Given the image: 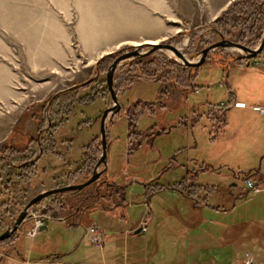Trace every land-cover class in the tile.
<instances>
[{
  "label": "rangeland",
  "instance_id": "374dc122",
  "mask_svg": "<svg viewBox=\"0 0 264 264\" xmlns=\"http://www.w3.org/2000/svg\"><path fill=\"white\" fill-rule=\"evenodd\" d=\"M263 32L264 0H0V234L35 195L81 184L93 174L102 152L100 118L113 105L106 74L117 56L150 41L171 44L195 62L204 48L222 38L238 43L243 35L244 46L255 48ZM148 50L143 45L139 52ZM110 53L113 57L107 58ZM245 55L230 47L211 50L196 71V87L190 68L169 50L121 61L112 76L120 108L105 119L107 154L105 164L96 168L99 178L80 191L49 195L31 206L13 236L0 241L1 263H8L5 256L17 248L34 245L31 260L24 262L52 261L59 254L63 263H141L147 256L154 264H206L203 259L216 255L215 250L202 252L207 239L200 236L201 229L191 231L176 218L160 222L154 217L147 227L145 218L138 226L144 222L147 232L119 231L147 212L149 203L143 202L151 199V210L160 211L163 203L151 190L174 160L215 161L214 173L236 192L245 188V173H264V48L248 61ZM235 100L243 103L233 105ZM193 138L198 150L190 147ZM231 169L241 173L234 178ZM182 172L176 170L170 179ZM104 180L122 192L125 188L131 202L110 215L97 211L115 206L123 194H110L115 189L108 192L100 184ZM97 184L100 193L82 201ZM91 209L96 211L88 217ZM238 212L243 222L250 217L245 206ZM41 217H74V223L79 218L84 223L68 231L47 221V230L30 237ZM206 217L223 221L211 211ZM111 223L114 231H106L110 239L105 243L97 226ZM242 231L243 239L257 235L261 252V225ZM44 246L46 251L38 252ZM218 249V254L233 252L227 246ZM247 249L249 244L236 251L243 258L240 264L248 256L252 264H264Z\"/></svg>",
  "mask_w": 264,
  "mask_h": 264
},
{
  "label": "crops",
  "instance_id": "0c3cea01",
  "mask_svg": "<svg viewBox=\"0 0 264 264\" xmlns=\"http://www.w3.org/2000/svg\"><path fill=\"white\" fill-rule=\"evenodd\" d=\"M238 67L241 68L242 66L239 65ZM239 71H241V73H245L243 70L239 69ZM240 102L242 101L235 100L233 105L236 104L239 105L238 103ZM217 132L219 131H216V134ZM190 147L193 150H198V145L194 140V138H193V143ZM187 153L188 151H186V154ZM176 162L177 161L174 160L172 165L168 163V166L162 171L160 176L154 182L159 187L155 185L156 188L153 189L154 191L152 193V196L154 195L158 199L160 197L161 202L163 203V205L159 204L158 208H160V211L158 212V209L156 211L151 210V208L149 207L151 203V199L148 202H143V204L149 203V205H147V212L143 214L141 217L142 220L140 218L138 222L132 225V227L128 229H124L123 231L121 230L119 232H123V234H129V231L131 229L140 228L138 224H140L141 221L145 220V218L147 219V225H146L147 227L154 217L160 222L164 218L173 217L178 219L179 222L184 224L185 228L191 231L196 229H201L203 234L200 236L206 238L207 242H209L207 243L205 241L206 243L205 242L204 244L201 243L200 246L202 248V252L203 250L206 252L215 250V254H216V255L208 256L207 258L203 259V260H208L206 264H219L220 261L224 262L225 264H231L232 262H239L238 264H240L243 258L241 254L237 256L236 251L238 252L242 251L241 250L242 247L246 244H249L250 249H247L245 252L249 253L255 261H259L262 263L264 259V173L260 174V172L259 173L255 172V175H252L251 171L245 173V174H249L246 177V179H250L255 182L256 191H252V190L250 191L245 187L240 192H236L232 188V186L234 185L232 184H230L229 186L225 185L220 175H216L214 173L215 169H217L218 167L215 161H209V160L207 161V159L204 157L189 158L188 156H186L182 158L181 162H177V163ZM261 163L262 160L260 157L259 165ZM191 165H193L197 169H195L194 167L192 169L191 168L189 169ZM208 166H210L211 169L207 168ZM178 169L184 170V172L180 174L177 180H171L170 175L174 174ZM231 172L234 178L238 177L239 174L241 173V171H234V170H232ZM180 179H184L185 182L184 185L187 188V190L185 191L186 193H184V191L182 190L183 185L181 184L177 185ZM125 195L126 194L124 188L123 195L120 198L121 200H119L120 201L119 203H117L115 206L110 207L109 209H103L97 212L102 211L103 213L110 215L118 211V209H120L119 207L127 206L131 202L126 201ZM116 199H119V197H117ZM173 199L177 201H182V204L184 205L178 206L176 203H174L176 201ZM248 202L250 205L247 204ZM243 206H245L246 211L250 213V217H248V220L245 222H243V218L238 212L240 211V209L242 210ZM257 210H259L258 212L259 214L256 213ZM93 211L96 210L91 209L89 211L88 217ZM206 211H211L216 213L217 215L223 218L222 219L223 221L211 222L208 219V217L205 218ZM251 215H254V217H252ZM74 220H76L74 219V217L73 218L67 217L60 220L49 219L47 221H57L63 226H65L69 231L75 229L78 226L83 225L82 223H84V219L82 221L79 218V222L81 223V225H78V222H75L77 224L70 225L69 223L74 222ZM47 221H43V224L41 225L40 229L35 234V236L47 230V226H46ZM203 223L204 225H206L204 228H202ZM257 224H260L262 229L260 235V239H261L260 245L262 247L261 252H257L256 250L258 246L257 235L255 234L253 235L252 233H250L251 235L249 237H244L245 239H243L244 233L242 230H244L245 232ZM97 228L101 230L105 243L108 242L110 237L107 236L106 231H111V232L114 231L113 224L111 223L105 226H103V224H99ZM145 232H147V230ZM185 236L187 235H184L183 237ZM198 237H199L198 235L194 236L192 240ZM213 241H215V243ZM196 245L197 244H194L193 247H195ZM222 246L229 247L230 249H232L233 252L232 253L230 252L228 254L225 252L224 254H218L220 252V249H218V247L220 248ZM35 248L36 247L34 245L29 246L26 249L23 247L22 249L17 248V250H15L16 254L12 256H5L6 257L5 260L8 261V263L6 264H22L24 260L30 261L31 252H33ZM43 251L44 252L46 251L45 246L43 248H38V252H43ZM17 254H21V255H17ZM102 255L104 254L102 253ZM20 256L23 257L21 258ZM122 257L127 258V254L123 255ZM142 260L143 261L141 263L121 262V263H108V264H154L152 261H150L149 258H147V256L146 257L144 256ZM4 262L1 263L0 260V264H4ZM32 263L33 264H78L71 262L63 263L62 256L59 254L56 256L55 260L51 261L48 259H44V260L37 259V260H33Z\"/></svg>",
  "mask_w": 264,
  "mask_h": 264
},
{
  "label": "water",
  "instance_id": "95a60500",
  "mask_svg": "<svg viewBox=\"0 0 264 264\" xmlns=\"http://www.w3.org/2000/svg\"><path fill=\"white\" fill-rule=\"evenodd\" d=\"M143 45H149L151 50H148L147 52H144V53L139 52V49L142 48ZM229 47L230 48H236L239 51L245 52L246 55L244 57L247 58V59L253 58L257 54H259L264 48V32H263V35L261 37V40H260L259 44L255 48H249L247 46H244L242 44L236 43L234 41L222 38L218 42H215V43L209 45L208 47L204 48L201 51V57L195 62L188 61L185 58V56L175 46H173L171 44H165V43H161V44H159V43H156V44H140V45H137V46H133L131 51H126V52L120 54L119 56H117L115 58V60L112 62V64L110 65V67H109V69L107 71V74H106V87H107V90H108V92L110 94V97H111V100L113 102V105L110 108H107L106 110H104L103 113H102V116L100 118L99 131H100L102 152H101V157L98 159V161L95 164V168H94L93 174L85 182H83L81 184H71V185H66V186H62V187H58V188H52V189L46 190V191L41 192V193L35 195L34 197H32L25 204V206L23 207V209L21 210V212L19 213V215L15 219V221H14L13 225L11 226V228L6 230L2 234H0V241L6 239L7 237L10 236V234L12 232L17 230L18 226L24 221L28 209L31 206H33L35 203L39 202L44 197L49 196V195H53V194H57V193H64V192H69V191H80L81 189H83L84 187L92 184L93 182H95L99 178L100 172H96V168L99 166L100 163L105 164V157H106V154H107V145H106V142H105V119H106V116H107V114L109 112L118 110L120 108V105H119V103L117 101V97H116V94H115V91H114V88H113L112 76H113V72L115 71L116 66L121 61L130 59V58H134V57H138V56H141V55L142 56L146 55V54L150 53L152 50H155V49H166V50L171 51L177 58H179L183 65H186V66H188L191 69L193 67L200 66L203 63L206 54L208 52H210L211 50L217 49V48H229ZM247 65H248V63H247ZM190 69H189V71H190ZM139 232H140V228H138L135 231V233H139Z\"/></svg>",
  "mask_w": 264,
  "mask_h": 264
},
{
  "label": "trees",
  "instance_id": "16d2710c",
  "mask_svg": "<svg viewBox=\"0 0 264 264\" xmlns=\"http://www.w3.org/2000/svg\"><path fill=\"white\" fill-rule=\"evenodd\" d=\"M236 2H238V1H235L234 3H231L230 4V6L232 7V6H234L235 4H236ZM229 6V8H231ZM228 8V9H229ZM218 22V21H217ZM252 33H251V31L249 32V35H251ZM218 35L220 36V37H225V35H223V33H218ZM239 44H242V45H248V43L245 41V37L243 36V35H239L238 36V38H237V40H236ZM107 56V58H111V57H113V54L112 53H110V54H107L106 55ZM245 58V57H244ZM246 61H248V59H246ZM199 67V66H198ZM198 67H193V68H191L190 69V80H191V82H192V84H193V86L194 87H196L195 86V84H194V78H195V75H196V71H197V69H198ZM249 174H245V178L248 176ZM180 184H185V182H184V179H180L179 180V182H178V184L177 185H180ZM156 186H158L157 184H155ZM95 186H97L98 187V192L97 193H95V190H93L94 191V193L91 195H88V194H85V197L84 198H82V201H84L85 199H88V198H93L94 196H97L98 195V193H100V185L98 186V184L97 185H95ZM5 187H7V186H5ZM159 187V186H158ZM151 191H154V190H151ZM114 192V194H116V193H118L117 191H116V189L113 191ZM0 196H1V194H0ZM84 199V200H83ZM72 224H77V223H74V222H72ZM78 225H81V223H79L78 222ZM11 236H13V235H11ZM11 236L10 237H8L6 240H8V239H10L11 238ZM4 241V240H3Z\"/></svg>",
  "mask_w": 264,
  "mask_h": 264
},
{
  "label": "built area",
  "instance_id": "2783aa9c",
  "mask_svg": "<svg viewBox=\"0 0 264 264\" xmlns=\"http://www.w3.org/2000/svg\"><path fill=\"white\" fill-rule=\"evenodd\" d=\"M244 183H245V187L248 190H250V191L251 190L252 191H256L255 182L253 180H250V179H246L245 178ZM41 218L35 219L33 228H31V230L28 232V235L30 237H33L38 232L39 228L43 224L44 219H47L46 217H44L42 219ZM141 224H142V226H140V230H142L144 232L146 230L145 229V223L143 222ZM92 242L95 243L97 246H100L99 245V240L97 238L94 237L93 240H92ZM23 264H30V263L29 262H24ZM244 264H252V258L248 256L247 257V261H245Z\"/></svg>",
  "mask_w": 264,
  "mask_h": 264
},
{
  "label": "flooded vegetation",
  "instance_id": "af4514ba",
  "mask_svg": "<svg viewBox=\"0 0 264 264\" xmlns=\"http://www.w3.org/2000/svg\"><path fill=\"white\" fill-rule=\"evenodd\" d=\"M140 135H142V133L141 134H139L138 135V137L140 136ZM144 135H147L146 133H144ZM149 135H152V133H150ZM105 136H106V133H105ZM102 186H106V190L108 191L109 189H110V187L111 188H114V189H116V191L117 192H121V194H123V192L122 191H120V189L116 186V187H114V186H112V184H110V183H108L106 180H104V181H101V183H100ZM95 193H97L98 192V188L96 187L95 189ZM113 190V189H112ZM123 190V189H122ZM109 192V191H108ZM110 194H113V191L112 192H110ZM111 201V200H110ZM114 204H111V207L113 206Z\"/></svg>",
  "mask_w": 264,
  "mask_h": 264
},
{
  "label": "bare ground",
  "instance_id": "6f19581e",
  "mask_svg": "<svg viewBox=\"0 0 264 264\" xmlns=\"http://www.w3.org/2000/svg\"><path fill=\"white\" fill-rule=\"evenodd\" d=\"M147 44H156V43H155V42H150V41H149ZM139 45H140V44H139ZM237 50H238V49H237Z\"/></svg>",
  "mask_w": 264,
  "mask_h": 264
}]
</instances>
